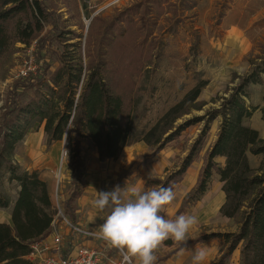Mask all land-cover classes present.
Masks as SVG:
<instances>
[{"label": "trees", "instance_id": "obj_1", "mask_svg": "<svg viewBox=\"0 0 264 264\" xmlns=\"http://www.w3.org/2000/svg\"><path fill=\"white\" fill-rule=\"evenodd\" d=\"M198 1L139 0L108 20L92 18L83 37L62 27L51 2L0 0V60L12 54L17 43L35 48V69L14 80L0 114V179L5 168L9 181H15L19 188L11 206V223L0 222V264H33L27 259L30 246L52 233L54 212L46 183L37 172L19 173L12 162L17 144L28 134L43 126L48 144L63 138L68 141L75 175L64 211L76 224V202L83 195L80 180L85 166L80 156L81 140L90 142L100 162L118 160L123 150L135 142L145 143L150 148L146 156L154 158L186 129L202 123L198 137L176 170L163 179L144 178L146 188L174 190L202 151L210 125L217 118L220 124L215 140L205 151L196 183L183 197L174 217L194 207L216 176L224 194L219 212L233 220L237 230L199 236L187 241L186 246L171 249L160 261H167L187 244L221 239L225 247L213 264H228L237 249L240 264H264V140L245 124L259 109L248 106L246 99L252 86L264 84V48L250 60L248 72L234 78L237 82L228 89L227 96L212 100L218 107L204 110L206 102L199 101V97L208 81L200 79L202 73L197 72L196 85L179 102L147 131L133 132L139 101L129 87L133 86L132 78L147 67L156 68L160 51L154 35L175 33L178 24L193 17ZM160 20L172 22L163 27ZM47 26L49 31L45 30ZM123 39L130 41L133 55L124 66L117 67L112 54ZM196 55L192 47L191 61ZM122 75L129 80L128 85L119 84ZM202 110V115H193ZM260 113L264 123V107ZM249 155L262 157L258 168L250 165ZM219 159L222 162H217ZM9 207V199L0 194V208Z\"/></svg>", "mask_w": 264, "mask_h": 264}, {"label": "rangeland", "instance_id": "obj_2", "mask_svg": "<svg viewBox=\"0 0 264 264\" xmlns=\"http://www.w3.org/2000/svg\"><path fill=\"white\" fill-rule=\"evenodd\" d=\"M112 1L99 0L95 3H88V0H46V3H53L62 27L71 29L85 37L92 18L99 17L108 20L118 11L139 0H122L118 4L109 6ZM106 5H108L106 9H102L95 15L97 10ZM192 15L191 19H186L178 24L175 33L154 35L158 44L157 51H160V59L156 68L148 70L150 68L147 67L140 76L132 78L133 86L129 87L133 97L139 101L133 125L134 133L147 131L166 110L179 102L196 85L198 80L195 73L197 72L202 73L200 79L208 81V85L202 90L199 97V101L206 102L204 110L218 107V103L213 104L212 100L215 97L227 96L228 89H231L237 82L234 78L246 74L250 68V60L260 55L264 48V0H199ZM171 22L166 23L164 20H160L159 24L165 27ZM45 30L49 31L50 27L47 26ZM192 47H195L197 52L195 61H191L190 58ZM34 53L33 45L26 47L17 43L15 51L0 60V114L4 111L8 90L18 77L19 71L30 64H33L32 67L34 66ZM112 55L117 67L124 66L129 55H133L130 41L123 39L117 44V50ZM53 67L55 65H52ZM122 83H126V85L129 83L124 75L119 76V84ZM249 93L250 96L246 99V104L259 109L245 124L257 130L260 137L264 139V123L260 113V108L264 107V84L252 86ZM26 97L25 94L22 99L25 100ZM204 110L194 112L193 115H202ZM190 116H186V118ZM214 121L210 125V131L206 135L202 151L195 162L190 165L183 181L173 190L174 200L165 206L163 216L167 219H175L174 214L183 197L196 183L198 173L203 165L205 151L215 140L218 130L216 128L220 124V122L218 124V121L215 123ZM202 126L201 123L189 127L179 138L169 142L154 158L146 156L150 152V148L145 143H132L121 153L122 162L117 164L116 169L112 167L107 175L104 174V170L109 166V161L96 160L95 155L92 154L95 149L90 142L81 140L80 156L85 166L83 177L80 180L83 195L81 202L79 200L76 202L77 210L86 211L88 208H94L93 200L96 191H108L117 185L121 188L136 187L141 191L153 189L144 187V178L163 179L167 174L176 170L198 137ZM140 145H144V148H140ZM64 151H66V155L63 154ZM70 151L71 148L65 138L48 144L43 126H41L17 144L12 162L13 165L19 167V173L22 171L37 172L39 178L46 183L54 212V229L63 236V244L66 243L69 248H72V244L79 241V244L83 246L89 244L90 247L105 249L109 251L110 256L121 260L122 254L116 250L107 249L104 243L94 235L98 226L103 223V213L96 210L94 215L84 217L86 222L84 225L76 223L91 234V236L84 237L69 230L56 215L55 204L58 197V203L65 214L64 202L72 188V180L75 175ZM261 161L262 157L260 156L249 162L256 169ZM92 162L102 163L99 168L100 173L86 168V165L90 166ZM1 175L0 194L9 199V208H11L17 198L18 185L15 181H9V174L5 168L1 170ZM221 187L217 177L214 176L206 195L187 211V215H193L198 219V224L188 233V241L202 235L237 230V225L233 220H228L219 212L223 204L220 197ZM1 213L2 209L0 208ZM167 241L172 244L167 245ZM167 241L163 242L156 251L155 264H192L193 254L201 247L207 249L205 264H213L225 247L221 239L187 244L183 251L180 250L169 260L160 261L172 248L178 247L172 240ZM230 261L231 259L228 264Z\"/></svg>", "mask_w": 264, "mask_h": 264}, {"label": "clouds", "instance_id": "obj_3", "mask_svg": "<svg viewBox=\"0 0 264 264\" xmlns=\"http://www.w3.org/2000/svg\"><path fill=\"white\" fill-rule=\"evenodd\" d=\"M174 198L171 187L141 191L117 185L96 191L93 206L104 220L94 235L107 249L122 254L124 264H155V253L163 242L186 246L190 229L198 224L193 215L180 214L175 219L161 215ZM206 258L207 249L201 247L193 254L192 264H205Z\"/></svg>", "mask_w": 264, "mask_h": 264}, {"label": "built area", "instance_id": "obj_4", "mask_svg": "<svg viewBox=\"0 0 264 264\" xmlns=\"http://www.w3.org/2000/svg\"><path fill=\"white\" fill-rule=\"evenodd\" d=\"M98 1L99 0H88V3H95ZM121 1L122 0H113L109 3V6L118 4ZM107 7L108 5L104 8H100L95 12V15ZM32 65L30 64L28 67L22 68L18 76H26L27 72L33 71L35 66L32 67ZM63 154L66 155V151H64ZM58 202L59 197L56 199L55 207L57 210L56 215L60 217L62 224L79 236H91L89 232L84 231L78 225L70 222L69 218L63 213L60 203ZM52 228L53 231L49 236L30 246V254L27 256V259L33 264H124L123 256L121 260H118V258L110 256L109 251L105 249L78 244L73 250L68 252L63 244V236L58 230L54 229V221L52 223Z\"/></svg>", "mask_w": 264, "mask_h": 264}, {"label": "crops", "instance_id": "obj_5", "mask_svg": "<svg viewBox=\"0 0 264 264\" xmlns=\"http://www.w3.org/2000/svg\"><path fill=\"white\" fill-rule=\"evenodd\" d=\"M218 121V124H219V122H220V119L218 118V120L216 119L215 121H214V123L215 122H217ZM218 128H216V130H217ZM215 139V138H214ZM263 139V138H262ZM264 140V139H263ZM144 145H140V148H144L143 147ZM92 154H94L95 155V159L96 160H98L97 159V153H96V150L94 151V152H92ZM260 156H252V155H249V161L251 162L252 160H255V159H258ZM122 162V160H121V156H120V158L118 159V160H116V161H109L108 162V164H109V166H107V169H105L104 170V174H108L109 172V170L111 171V169H112V167H113V169L115 168H117L118 167V165L117 164H120ZM219 162H222L221 160H219ZM101 165H102V163H100V162H98V164L97 163H94V162H92L91 164H90V166H87L86 165V168H91L93 171H96V172H98V173H100L101 171L99 170V168L101 167ZM217 179H218V177H217ZM218 184L220 185V186H222V184L218 181ZM19 189V188H18ZM220 197H221V202L223 203L224 202V194H223V192H222V194H220ZM81 198L79 199V202H81ZM79 206V205H78ZM95 212H97L96 211V209L95 208H88V209H86V211H84V210H81V211H79V210H77L76 211V223L78 224V225H84L86 222L84 221V217L85 216H89V215H94L95 214ZM77 214H78V216H77ZM228 220H230V219H228ZM0 222L1 223H6V224H10L11 223V208H7V209H2V213L0 214ZM76 224V225H77ZM52 231H53V228H52ZM80 242L79 241H77L76 243L74 242L73 244H72V248H69L68 246H67V244L65 243L64 244V247H65V245H66V251H68V252H70L71 250H73L74 249V247L76 246V245H78ZM86 244V243H85ZM80 245V244H79ZM89 245V244H88ZM88 245H85V246H88ZM88 247H90V246H88ZM173 249V248H172ZM175 255V254H174ZM173 255V256H174ZM169 260V259H168ZM230 264H240V253H239V249H237L234 253H233V255H232V258H231V261H230Z\"/></svg>", "mask_w": 264, "mask_h": 264}, {"label": "bare ground", "instance_id": "obj_6", "mask_svg": "<svg viewBox=\"0 0 264 264\" xmlns=\"http://www.w3.org/2000/svg\"><path fill=\"white\" fill-rule=\"evenodd\" d=\"M193 178V177H192ZM188 184V183H187Z\"/></svg>", "mask_w": 264, "mask_h": 264}]
</instances>
